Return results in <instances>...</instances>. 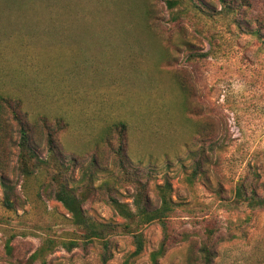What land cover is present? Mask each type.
<instances>
[{"label":"rangeland","instance_id":"obj_1","mask_svg":"<svg viewBox=\"0 0 264 264\" xmlns=\"http://www.w3.org/2000/svg\"><path fill=\"white\" fill-rule=\"evenodd\" d=\"M166 1L0 0V103H19L44 162L22 175L19 127L2 111L0 264H102L99 242L63 245L78 232L53 197L49 139L95 222L125 223L110 199L157 209L169 185L173 212L140 228L130 264L161 244L158 264H203L204 245L211 264H264V209L235 201L239 185L264 197V0H236L232 17L219 0H197L207 13ZM109 241L106 264L134 250L129 235Z\"/></svg>","mask_w":264,"mask_h":264},{"label":"trees","instance_id":"obj_2","mask_svg":"<svg viewBox=\"0 0 264 264\" xmlns=\"http://www.w3.org/2000/svg\"><path fill=\"white\" fill-rule=\"evenodd\" d=\"M219 1L221 4L220 12L225 17H232L239 13V8L236 7V0ZM239 1L241 2L240 6H242L244 0ZM197 2V0H167L166 5L169 10H173L177 7H185L196 9L199 12L207 13V8L203 5H199ZM250 34L259 38V32L257 31L250 32ZM15 104L13 103L5 105L3 103H0V114H2V111L7 109L9 113L14 115L12 116L16 120L19 127V170L24 177H29L36 170H38L40 165L44 162L40 158L36 145L31 142V130L28 128L27 122L17 117V111L14 106L18 107L19 103ZM55 124L59 126L60 121H56ZM56 156L57 155L55 147L53 146L51 139H49L47 159L49 158V161L53 162V164L59 168V174H57V178H53V182L55 183V186L53 188V197L65 209L67 214L70 216L69 222L71 226L78 232L77 239L79 242H69L67 245L63 244L64 247L68 251H70L72 248L78 247L79 245L85 248L87 245L93 242H99L102 249L100 261L102 264H106L111 259L109 241L110 238L120 234L129 235L132 237L134 250L122 264H130V259L137 258L143 252L144 241L140 228L153 222H159L164 227L166 218L171 212H173L174 203L170 198L169 185L167 183H164L163 186H158L157 189L160 205L157 209L148 210L144 204V199L140 194H138L133 201V211L130 210L126 204H122L115 199H110V205L112 206L114 211L125 221V223L111 224L95 222L86 215L83 209L84 194L81 193L77 196L75 192L71 188H69L65 182L62 181L60 174L62 172L64 173V170L62 164L57 160ZM1 184L3 186L5 185L3 180ZM235 191L236 203L245 205L251 210L264 209V197L257 196L255 192L247 193L244 187L240 185L236 187ZM5 207L10 208V201L8 200V198L5 200ZM48 247L49 246L47 244L46 248ZM39 250L43 251L42 249ZM163 253L164 244H161L157 251L151 253V264H158L157 260L163 255ZM200 254V260L203 264H211L213 254L207 245L201 247ZM34 259L35 256H30L31 261H33Z\"/></svg>","mask_w":264,"mask_h":264}]
</instances>
